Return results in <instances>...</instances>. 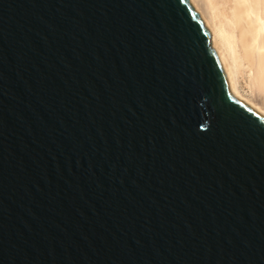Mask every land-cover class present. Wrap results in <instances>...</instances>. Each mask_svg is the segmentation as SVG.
Returning a JSON list of instances; mask_svg holds the SVG:
<instances>
[{
  "label": "water",
  "instance_id": "water-1",
  "mask_svg": "<svg viewBox=\"0 0 264 264\" xmlns=\"http://www.w3.org/2000/svg\"><path fill=\"white\" fill-rule=\"evenodd\" d=\"M0 264H264V115L197 0H0Z\"/></svg>",
  "mask_w": 264,
  "mask_h": 264
},
{
  "label": "bare ground",
  "instance_id": "bare-ground-1",
  "mask_svg": "<svg viewBox=\"0 0 264 264\" xmlns=\"http://www.w3.org/2000/svg\"><path fill=\"white\" fill-rule=\"evenodd\" d=\"M197 1L211 35L212 47L223 54L239 97L264 115L261 95L249 97L238 87L239 74L249 69L254 89H258L253 93L261 92L264 96V0Z\"/></svg>",
  "mask_w": 264,
  "mask_h": 264
},
{
  "label": "rangeland",
  "instance_id": "rangeland-1",
  "mask_svg": "<svg viewBox=\"0 0 264 264\" xmlns=\"http://www.w3.org/2000/svg\"><path fill=\"white\" fill-rule=\"evenodd\" d=\"M248 70L249 69H245V71L242 72V74H239V77H238V81H239L238 85L239 86L238 87H239L240 92L242 94H244V95L249 96V97L253 96V95L256 96V95L259 94V95H261L260 97L258 96L259 99H263L264 100V98H262L264 96H262L263 94L261 92L260 93L258 92L257 94H255L258 91V89L255 87V89H256V91H255V89H254L255 85H254V81H253V78H252L253 77L252 76V72L250 73V70L249 71ZM254 91H255V93H253ZM263 93H264V91H263ZM258 97L256 96V98H258ZM263 100H261L262 103H264Z\"/></svg>",
  "mask_w": 264,
  "mask_h": 264
}]
</instances>
